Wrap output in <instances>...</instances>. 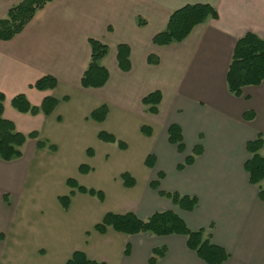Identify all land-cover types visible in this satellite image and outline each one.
<instances>
[{
  "label": "crops",
  "instance_id": "crops-1",
  "mask_svg": "<svg viewBox=\"0 0 264 264\" xmlns=\"http://www.w3.org/2000/svg\"><path fill=\"white\" fill-rule=\"evenodd\" d=\"M19 1L0 0V19ZM192 4L210 5L216 17L194 27L181 42L154 45L153 36L166 28L171 14ZM247 33L264 39V0H55L36 12L14 38L0 40L3 117L24 135L34 131L36 140L40 137L54 144L52 134L59 127L69 136L90 130L105 132L98 126L105 123L112 108L123 114H146L150 134L145 141L152 143L161 135L143 161L156 174L125 212L145 220L153 213L171 211L189 229L209 234L210 241L229 254L222 264H264V201L243 169L249 158L247 142L260 136V154L264 155V80L259 86L245 87L240 97L226 88L234 45ZM89 39L107 47L100 63L108 79L101 88L81 86L90 61ZM118 45L129 49L128 71L118 67ZM149 56L158 63L149 64ZM44 75L56 80L52 90L40 92L30 87ZM153 91L160 92L161 101L158 112L149 114L141 100ZM19 94L28 99L32 112L21 114L12 108L11 100ZM45 98L50 101L42 107ZM103 105L107 108L104 120H92L90 114ZM62 107L67 123H63ZM246 113L252 118L245 120ZM171 124L181 129L183 153L168 143ZM36 140L26 137L21 157L0 160V264H28L18 254L21 251L33 257L29 264H43L51 250L59 253L55 264H65L73 252L80 251L69 245L67 231L36 230L23 225L21 217L16 225ZM196 146L200 153L193 163L177 169ZM25 149L31 150L29 155ZM149 155L152 167L145 164ZM154 182L157 189L151 187ZM260 186L264 190V181ZM159 191L194 197L197 205L192 211H183ZM110 230L104 236L111 235ZM116 235L113 237H122ZM121 235L124 246L122 241L114 254L107 247L92 259L104 264H149L152 251L165 247V255L155 264H206L187 248L183 236Z\"/></svg>",
  "mask_w": 264,
  "mask_h": 264
},
{
  "label": "trees",
  "instance_id": "trees-1",
  "mask_svg": "<svg viewBox=\"0 0 264 264\" xmlns=\"http://www.w3.org/2000/svg\"><path fill=\"white\" fill-rule=\"evenodd\" d=\"M55 0H20L17 4L8 9L4 18L0 19V40L9 41L19 34L24 27L33 19L36 12L44 8V6ZM215 18V10L208 4H192L186 5L174 11L168 19L166 28L152 38V43L156 46H167L172 43L183 41L192 31L194 27L204 23L207 18ZM139 25H144V21L138 19ZM90 61L87 69L82 75L81 86L83 88H101L108 79V72L101 65V60L107 53V47L95 39H89ZM116 60L118 67L123 71H128L129 49L125 45L117 46ZM148 63L156 65L158 60L149 56ZM264 80V39H260L251 33H247L236 41L231 60L226 73L227 91L234 97H240L245 87L259 86ZM56 80L50 76L44 75L38 78L31 88L40 92L50 91L54 88ZM3 100L4 97L0 93V160L10 162L13 159L21 157V147L24 145L26 137L36 140L35 132L27 135L15 129L13 122L3 117ZM48 98L43 99V105L48 104ZM161 101L159 91H153L143 97L141 100L145 111L149 114L158 112V105ZM54 104L55 101L51 100ZM11 106L18 113L24 114L32 112L28 99L23 95H16L11 100ZM48 113V112H46ZM107 113L106 106H101L90 114V118L96 122H102ZM252 118L251 113L244 114V119ZM140 131L144 135L150 134V129L142 126ZM97 138L103 142L116 143L113 135L107 132H99ZM167 140L171 145L176 146L178 153H183L182 132L179 126L171 124L167 129ZM119 147L124 148L121 141H117ZM47 145L43 141L36 140V147H44ZM263 140L260 136L252 141L247 142L246 151L249 158L244 162L243 169L248 176V182L252 186H256L259 190L258 195L261 201H264V190L260 184L264 181V155L260 154ZM49 147L52 145H48ZM200 147L196 146L192 154L186 156L182 164L177 169L181 170L185 166L191 165L194 156L200 152ZM152 156H147L145 164L152 167ZM86 172V167L82 169ZM159 178L161 175L158 176ZM124 186L133 187L134 180L127 173L122 174ZM68 180L67 183H69ZM74 182V181H73ZM71 183V182H70ZM75 186V184L73 183ZM153 189L158 188L157 183H152ZM78 191L95 193L93 190H86L79 186ZM159 195L168 199L173 205L183 211H192L197 205L194 197L182 196L177 193L161 192ZM101 197V195L99 196ZM67 207L69 197L61 198ZM127 236L137 234H150L154 236H170L180 235L186 238V246L193 251L196 256L206 264H222L228 260L229 254L221 247L214 245L210 241V235L205 234L202 229L191 230L184 221L171 211L156 212L151 214L145 220L138 218L133 212L124 213H106L101 222L94 226V229L105 234L108 229ZM166 253L165 247L156 248L152 251L149 264H155L158 259L162 258ZM65 264H104L88 258L85 253L75 251Z\"/></svg>",
  "mask_w": 264,
  "mask_h": 264
},
{
  "label": "rangeland",
  "instance_id": "rangeland-1",
  "mask_svg": "<svg viewBox=\"0 0 264 264\" xmlns=\"http://www.w3.org/2000/svg\"><path fill=\"white\" fill-rule=\"evenodd\" d=\"M63 108L60 109L63 123H67ZM149 123L146 114H123L112 108L105 123L99 124L98 129L113 132L116 143L101 141L94 130L88 134L69 136L61 127L55 128L52 134L56 144L39 137V141L47 145L37 147L36 153L30 156L16 225L21 217L23 225L36 230L48 233L54 229L67 231L69 245L84 252L90 259L102 254L107 247L112 248L114 254L122 241L125 245V237L120 234L122 237L115 238L113 236L117 233L111 230V235L104 236L94 226L106 213H124L130 209L135 198L142 194L150 176L156 174L143 164L152 143L156 145L161 136L157 132L156 141H145V135L139 129ZM117 141L125 143L126 147H119ZM25 150L29 155L31 150ZM88 150H92L91 153ZM85 167L86 172H82ZM124 173L135 178V187L124 186ZM68 180L71 181L67 183ZM79 186L95 193L80 192ZM63 197H69L67 207L62 202ZM65 237L68 238L67 234ZM18 254L28 264L33 262V257L23 251ZM58 255L56 250H51L43 264H55Z\"/></svg>",
  "mask_w": 264,
  "mask_h": 264
}]
</instances>
